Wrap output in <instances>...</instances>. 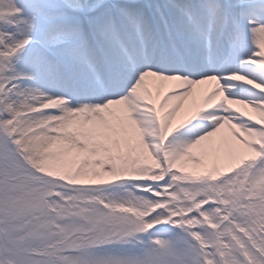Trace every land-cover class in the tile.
<instances>
[{
    "label": "snow or ice",
    "instance_id": "snow-or-ice-1",
    "mask_svg": "<svg viewBox=\"0 0 264 264\" xmlns=\"http://www.w3.org/2000/svg\"><path fill=\"white\" fill-rule=\"evenodd\" d=\"M0 264H264V0H0Z\"/></svg>",
    "mask_w": 264,
    "mask_h": 264
}]
</instances>
